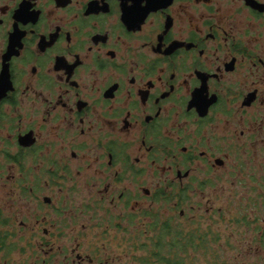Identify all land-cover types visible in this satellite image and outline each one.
<instances>
[{
  "label": "flooded vegetation",
  "instance_id": "obj_1",
  "mask_svg": "<svg viewBox=\"0 0 264 264\" xmlns=\"http://www.w3.org/2000/svg\"><path fill=\"white\" fill-rule=\"evenodd\" d=\"M0 194L19 264H191L219 197L264 245V0H0Z\"/></svg>",
  "mask_w": 264,
  "mask_h": 264
},
{
  "label": "rangeland",
  "instance_id": "obj_2",
  "mask_svg": "<svg viewBox=\"0 0 264 264\" xmlns=\"http://www.w3.org/2000/svg\"><path fill=\"white\" fill-rule=\"evenodd\" d=\"M27 168L29 170V166ZM4 199L0 197V206L4 205ZM241 199L240 197L214 198L216 210L221 208L223 211L224 221L221 222L220 218L214 217L213 229L208 230V237L213 241L211 249L206 254L201 250L195 262L191 264H264V245L255 243L256 236L252 221L256 198H244L242 203ZM244 215L251 216L250 219L246 218L248 225L244 224L245 221H238ZM200 220L203 226L209 222L205 217ZM21 258L20 250L17 248L4 257L0 254V264H5V261L7 264H19Z\"/></svg>",
  "mask_w": 264,
  "mask_h": 264
}]
</instances>
